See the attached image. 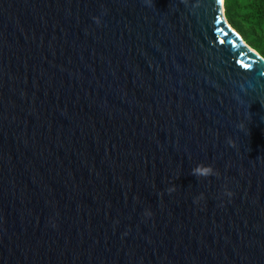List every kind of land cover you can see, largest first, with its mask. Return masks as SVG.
<instances>
[{
  "label": "water",
  "instance_id": "obj_1",
  "mask_svg": "<svg viewBox=\"0 0 264 264\" xmlns=\"http://www.w3.org/2000/svg\"><path fill=\"white\" fill-rule=\"evenodd\" d=\"M0 264H264V58L225 0H0Z\"/></svg>",
  "mask_w": 264,
  "mask_h": 264
},
{
  "label": "trees",
  "instance_id": "obj_2",
  "mask_svg": "<svg viewBox=\"0 0 264 264\" xmlns=\"http://www.w3.org/2000/svg\"><path fill=\"white\" fill-rule=\"evenodd\" d=\"M230 25L264 58V0H225Z\"/></svg>",
  "mask_w": 264,
  "mask_h": 264
},
{
  "label": "clouds",
  "instance_id": "obj_3",
  "mask_svg": "<svg viewBox=\"0 0 264 264\" xmlns=\"http://www.w3.org/2000/svg\"><path fill=\"white\" fill-rule=\"evenodd\" d=\"M96 23H100L99 19L96 20ZM230 144H232V141H229ZM191 174L197 178H209L213 176H219L220 173L215 170L212 166H205L204 164H199L195 168L192 169ZM176 187L173 186L171 188H168L167 191L169 194L174 193L176 191ZM224 195L228 197H233L234 193L232 191L227 190V186H225V192ZM202 200H205V196L201 194L196 200L195 203L199 204ZM149 217L152 216V212L149 211L146 213Z\"/></svg>",
  "mask_w": 264,
  "mask_h": 264
}]
</instances>
